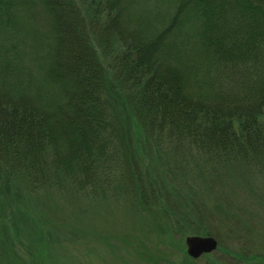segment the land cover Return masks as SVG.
Listing matches in <instances>:
<instances>
[{
  "label": "trees",
  "instance_id": "16d2710c",
  "mask_svg": "<svg viewBox=\"0 0 264 264\" xmlns=\"http://www.w3.org/2000/svg\"><path fill=\"white\" fill-rule=\"evenodd\" d=\"M126 2L0 0V179L84 187L103 182L118 153L132 201L149 209L158 198L171 211L173 196L205 226L222 210L174 182L167 160L199 154L223 175L264 169V0H156L158 25L144 19L125 32ZM37 17L47 31L40 74L25 62L20 24ZM119 112L142 133L144 170Z\"/></svg>",
  "mask_w": 264,
  "mask_h": 264
},
{
  "label": "rangeland",
  "instance_id": "374dc122",
  "mask_svg": "<svg viewBox=\"0 0 264 264\" xmlns=\"http://www.w3.org/2000/svg\"><path fill=\"white\" fill-rule=\"evenodd\" d=\"M159 6L156 0H127L122 16L129 24L122 25L125 32L144 19L155 28ZM20 24L25 62L34 74H40L46 28L39 17ZM2 37L0 44H7ZM107 52L103 56L110 62L113 52ZM119 116L131 157L144 170L148 161L139 147L138 124L125 113ZM204 160L199 154L191 159L178 155L175 164L168 158L166 167L173 181L191 187L205 207L216 205L222 211L231 207L212 216L228 217L233 226L224 221L223 227L213 226L212 216L200 226L199 212L183 209L173 196H169L171 211L159 205L158 198L144 209L120 187L118 153L107 161L103 182L96 179L84 187L56 176L38 185L21 175L8 182L0 179V264H241L237 261L241 258L249 264H264V169L223 175L218 168L203 167ZM152 170L157 168L153 165ZM148 179L153 181L151 175ZM210 231L217 240L216 249L191 258L186 236H209Z\"/></svg>",
  "mask_w": 264,
  "mask_h": 264
},
{
  "label": "water",
  "instance_id": "95a60500",
  "mask_svg": "<svg viewBox=\"0 0 264 264\" xmlns=\"http://www.w3.org/2000/svg\"><path fill=\"white\" fill-rule=\"evenodd\" d=\"M187 254L191 258H198L204 253L211 252L217 247V240L213 236L188 235L185 238Z\"/></svg>",
  "mask_w": 264,
  "mask_h": 264
},
{
  "label": "flooded vegetation",
  "instance_id": "af4514ba",
  "mask_svg": "<svg viewBox=\"0 0 264 264\" xmlns=\"http://www.w3.org/2000/svg\"><path fill=\"white\" fill-rule=\"evenodd\" d=\"M258 257V256H257ZM238 262H240L241 264H249V261H247L246 259L244 258H241L239 260H237ZM262 262L264 263V260H262Z\"/></svg>",
  "mask_w": 264,
  "mask_h": 264
}]
</instances>
